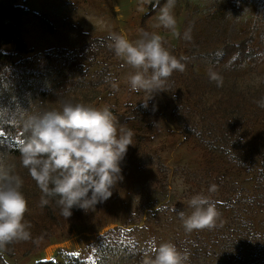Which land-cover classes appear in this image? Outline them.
Segmentation results:
<instances>
[{"label": "rangeland", "instance_id": "1", "mask_svg": "<svg viewBox=\"0 0 264 264\" xmlns=\"http://www.w3.org/2000/svg\"><path fill=\"white\" fill-rule=\"evenodd\" d=\"M21 2L31 13L47 14L51 22L59 19L79 23L98 38L123 33L132 42L140 38V21L148 8L147 0ZM173 12L180 37L157 26L158 14L147 22L148 32L160 34L172 55L186 58L182 61L186 70L174 71L165 91L150 99L144 92H132L127 76L133 70L115 56L110 60L100 58L90 67L91 73L106 68L109 86L100 88L104 90L97 100L83 105L98 110L107 107L113 115L129 117L127 105L147 103L156 114L149 117L146 129L135 120L124 124L117 120L134 132L133 145L121 163L123 180L107 201L89 212H72L67 220L59 208L51 207V215L41 209V192L21 166L20 157L8 150L12 136L4 133V127L24 125L29 116L42 112L29 91H14L0 68V155L24 180L22 191L28 201L25 220L32 234L29 241L9 245L0 254V264H66L72 256L88 264H133L136 253H142V264L153 242L175 244L188 255L185 264H264V196L254 191L255 172L264 162V113L246 116L237 131L239 140L232 146L220 138L217 126L218 121L225 122L219 106L228 95L248 98L264 93V63L236 79L234 71L220 72L222 86L215 83L214 90L204 93L201 101L191 97L185 82L192 73L206 76L208 72L206 62H194L187 54V47L198 36L221 37L252 26L264 34V0H178ZM188 30L190 41L183 39ZM23 37L34 55L71 49L65 26L51 33L41 30L30 17L24 20ZM256 47L264 54L261 46ZM3 51L14 55L12 46ZM113 78L118 90L111 87ZM51 85L52 79L47 78L42 88ZM70 100L72 97H67L61 103ZM179 106L188 109L182 110L187 130L175 121L173 111ZM231 124L237 129V122L232 120ZM213 184L217 190L209 193ZM197 194L209 196L220 215L214 228L187 234L177 213L190 215L188 201Z\"/></svg>", "mask_w": 264, "mask_h": 264}, {"label": "clouds", "instance_id": "2", "mask_svg": "<svg viewBox=\"0 0 264 264\" xmlns=\"http://www.w3.org/2000/svg\"><path fill=\"white\" fill-rule=\"evenodd\" d=\"M175 4L176 0H166L159 8L157 26L180 37ZM108 39L115 57L133 70L127 76L130 90L144 92L148 99L165 91L174 71L186 70L182 62L186 58L172 55L158 33L141 30L140 38L132 42L126 34L114 32ZM183 39L191 40L190 30L184 32ZM208 75L210 82L222 86L218 73L209 70ZM110 83L113 90H118L115 78ZM256 103L264 109V98ZM24 128L27 135L19 148L20 164L41 192V207L54 201L67 220L73 208L89 212L107 201L123 180L121 163L133 145L134 132L119 125L107 107L98 110L65 102L59 111L29 116ZM14 167L0 155V254L9 245L32 239L31 225L25 220L28 201L22 191L24 180ZM216 190L213 184L208 192ZM188 207L192 209L190 215L177 213L187 234L215 227L220 214L209 196L194 195ZM145 256L142 264H185L188 259L173 243L153 242Z\"/></svg>", "mask_w": 264, "mask_h": 264}, {"label": "trees", "instance_id": "3", "mask_svg": "<svg viewBox=\"0 0 264 264\" xmlns=\"http://www.w3.org/2000/svg\"><path fill=\"white\" fill-rule=\"evenodd\" d=\"M178 1V0H176ZM148 8L140 21V30H147V22L159 13V8L166 3V0H147ZM30 17L41 30L51 33L56 32V27L65 26L70 36V50L56 49L40 55H34L27 47L23 37L24 20ZM108 38L94 37L79 23L55 19L49 21L47 14L37 15L25 8L21 0H0V68H3L2 75L14 91L27 90L37 105L40 112L61 110L62 100L72 97L71 103L87 104L92 103L101 96L100 89L109 84V72L106 68L95 73L90 72V67L96 64L100 58L112 59L115 55L109 49ZM261 46L264 52V34L252 26L247 31H232L221 37L205 38L198 36L192 45L187 47V54L194 62H206L208 66L207 75L192 73L185 79L191 97L197 101L202 100L204 93L214 90L215 82L209 80V70L220 73L222 71H234V78L243 74L256 71L264 63V54L256 46ZM12 46L14 55L6 54L3 48ZM19 58L18 61H15ZM8 67V69H5ZM5 69V70H4ZM51 78L52 85L49 89L42 88L45 79ZM109 86V85H108ZM264 98V93H256L246 98L244 95H228L223 99L219 108L221 119L224 123L217 122L220 128V138L231 146L239 140L237 131L240 129L246 116H252L264 109L257 106L256 101ZM127 114L115 115L117 120L128 123L131 120L137 121L142 129L150 126L149 117H154L156 112L152 107L127 105ZM182 107L173 111L178 126L187 130ZM126 117V118H123ZM237 122V129H233L231 121ZM11 126V125H10ZM4 133L12 136L8 145L9 152L20 157L19 148L26 138L24 125L4 127ZM21 143H18L17 140ZM254 191L257 195L264 196V162L260 169L255 172ZM40 197L38 203L40 205ZM41 207V206H40ZM58 209L55 202L41 207L47 215L52 214V208ZM51 208V209H50ZM79 209L73 208L72 212ZM142 253H136L133 264H140ZM36 264H57L54 261L38 262ZM66 264H88L78 257L72 256ZM257 264V263H256Z\"/></svg>", "mask_w": 264, "mask_h": 264}]
</instances>
